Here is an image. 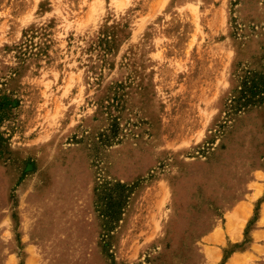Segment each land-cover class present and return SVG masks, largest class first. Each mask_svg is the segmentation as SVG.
Masks as SVG:
<instances>
[{"label":"rangeland","instance_id":"obj_1","mask_svg":"<svg viewBox=\"0 0 264 264\" xmlns=\"http://www.w3.org/2000/svg\"><path fill=\"white\" fill-rule=\"evenodd\" d=\"M0 264H264V0H0Z\"/></svg>","mask_w":264,"mask_h":264}]
</instances>
